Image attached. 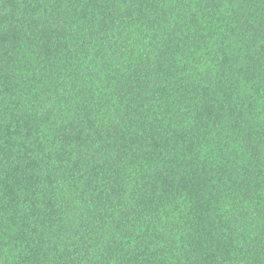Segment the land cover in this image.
Listing matches in <instances>:
<instances>
[{
  "label": "trees",
  "instance_id": "1",
  "mask_svg": "<svg viewBox=\"0 0 264 264\" xmlns=\"http://www.w3.org/2000/svg\"><path fill=\"white\" fill-rule=\"evenodd\" d=\"M0 264H264V0H0Z\"/></svg>",
  "mask_w": 264,
  "mask_h": 264
}]
</instances>
